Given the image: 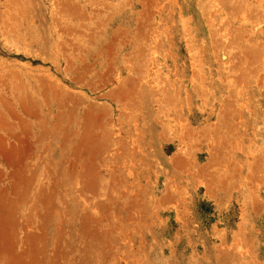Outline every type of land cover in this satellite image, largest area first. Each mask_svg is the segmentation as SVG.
<instances>
[{
	"label": "rangeland",
	"instance_id": "374dc122",
	"mask_svg": "<svg viewBox=\"0 0 264 264\" xmlns=\"http://www.w3.org/2000/svg\"><path fill=\"white\" fill-rule=\"evenodd\" d=\"M0 264H264V0H0Z\"/></svg>",
	"mask_w": 264,
	"mask_h": 264
}]
</instances>
